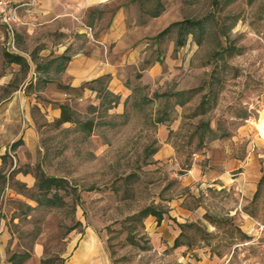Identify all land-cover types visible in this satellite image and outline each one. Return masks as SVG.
I'll list each match as a JSON object with an SVG mask.
<instances>
[{
    "label": "rangeland",
    "instance_id": "obj_1",
    "mask_svg": "<svg viewBox=\"0 0 264 264\" xmlns=\"http://www.w3.org/2000/svg\"><path fill=\"white\" fill-rule=\"evenodd\" d=\"M134 6L137 26L163 11L171 22L184 21L159 38H144L149 46L143 65L164 63L166 73L175 72L156 82L159 90L153 93L141 85L136 72L127 82L132 93L124 101L106 90V78L85 84L82 98L80 90L48 82L64 64L59 59H51L48 72L46 63H37L38 81L23 89L26 97L34 94L32 122L39 133L34 166L25 169L35 183L26 188L10 178L1 190L8 193L0 210L26 246L42 235L47 261L57 260L59 243L68 234L72 239L82 234L96 239L110 264H174L172 250L152 251L148 222L139 213L146 208L165 211L166 201L189 192L180 178L206 143L240 132L253 135L258 133L255 122L264 123V0H135ZM76 39L82 41V35ZM5 54L0 45L1 70L9 68ZM20 80L2 88L0 97L18 90ZM63 93L71 94L65 105L74 123L57 126ZM174 103L183 105L179 129L169 134L176 156L173 164L159 165L151 161L158 148L155 123L170 125L167 116L177 114ZM86 122H91L89 131ZM259 126L262 132L264 124ZM48 178L59 182L46 191L41 186ZM213 199L218 203L206 221L216 230L185 227L180 242L192 249L208 242L218 257L248 242L221 264H243L246 256L251 260L246 264H264L263 226H257L255 237L243 235L225 216L229 196ZM260 221L264 223V214Z\"/></svg>",
    "mask_w": 264,
    "mask_h": 264
},
{
    "label": "crops",
    "instance_id": "obj_2",
    "mask_svg": "<svg viewBox=\"0 0 264 264\" xmlns=\"http://www.w3.org/2000/svg\"><path fill=\"white\" fill-rule=\"evenodd\" d=\"M134 3L135 0H39L35 7L20 11L21 22L14 28L12 46L9 35L0 26V45L6 53L23 60V63H14L5 58L9 68H0V95L2 88L21 77L18 90L0 97V200L8 193L1 190L12 177L26 188L35 183L25 169L34 166L32 161L39 149V133L32 122L34 94L26 97L23 89L38 81L37 63H46L48 72L51 59L63 60L57 75L47 80L69 91L80 90L82 98L88 91L83 87L85 84L103 78H106V90L124 101L132 93L127 82L136 72L140 75L138 82L149 85L153 93L160 89L157 81L174 75L171 70L165 72L164 63L143 64L149 46L144 38L155 37L167 28L168 23L176 22H171L167 12L163 11L137 26ZM76 34L82 35L83 40L77 41ZM56 37H60L61 42L54 43L52 40ZM36 46L38 48L34 50ZM172 50H167V54ZM165 63L170 64L168 60ZM183 90L185 88L177 89ZM60 97L65 98H60L63 106L71 102L69 93ZM182 106L176 103L177 114L167 116L171 122L169 126L168 122L155 123L158 148L151 161L159 165L173 164L175 160L176 152L169 142V134L179 129ZM261 124L264 123L255 122L258 133L240 132L226 140H213L194 154L192 164L180 178L181 187L189 192L166 201L165 211L155 210L160 219L152 214L144 217L148 222L145 232L152 251L162 254L172 250L170 257L174 264H221V260L229 263L233 251L241 250L248 242L235 244L232 252L223 257H218L208 242L201 241L195 249L180 242L185 227L209 226L208 232L216 230L206 217L218 203L212 201V197L220 194L231 199L229 205H223L225 216L231 219L236 230L255 237L259 231L257 226L264 228L260 221L264 214V129L258 130ZM176 165L179 166V162ZM213 215L216 216V212ZM41 237L39 235L26 246L24 240L9 229L0 210V264H55L58 261L60 264H110L103 257L96 239L82 234L73 239L68 234L59 243L62 251L57 260L47 261L48 246ZM190 249L192 254L184 256L183 253ZM249 261L246 256L241 262Z\"/></svg>",
    "mask_w": 264,
    "mask_h": 264
},
{
    "label": "built area",
    "instance_id": "obj_3",
    "mask_svg": "<svg viewBox=\"0 0 264 264\" xmlns=\"http://www.w3.org/2000/svg\"><path fill=\"white\" fill-rule=\"evenodd\" d=\"M39 0H0V26L5 29L13 45L14 28L21 22L20 11L31 9Z\"/></svg>",
    "mask_w": 264,
    "mask_h": 264
},
{
    "label": "trees",
    "instance_id": "obj_4",
    "mask_svg": "<svg viewBox=\"0 0 264 264\" xmlns=\"http://www.w3.org/2000/svg\"><path fill=\"white\" fill-rule=\"evenodd\" d=\"M183 22H176L173 23L171 25H169L166 29H164L161 33H159L156 37L159 38L161 36H163L164 34H166L172 27L175 26H179L181 24H183ZM182 44V43H181ZM5 58L9 61V62H14V63H23V60L20 56H16V55H11V54H5ZM59 110H60V116L59 118L55 121V124L57 126H60L62 124L65 123H74V119L72 117L71 112L69 111L67 106H59ZM83 126L85 127V129H87L88 131L91 129V122H86L83 124ZM59 182V180L57 178H48L41 186V189L49 191V188L56 186V184ZM152 214L157 216L158 219H160L159 214L152 208H146L144 210H142L139 215L142 216V218L146 217L147 215Z\"/></svg>",
    "mask_w": 264,
    "mask_h": 264
}]
</instances>
